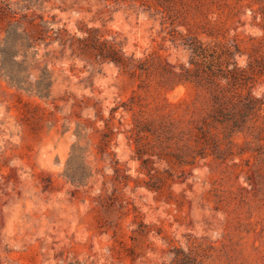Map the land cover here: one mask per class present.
Returning a JSON list of instances; mask_svg holds the SVG:
<instances>
[{
    "label": "rangeland",
    "instance_id": "obj_1",
    "mask_svg": "<svg viewBox=\"0 0 264 264\" xmlns=\"http://www.w3.org/2000/svg\"><path fill=\"white\" fill-rule=\"evenodd\" d=\"M0 264H264V0H0Z\"/></svg>",
    "mask_w": 264,
    "mask_h": 264
},
{
    "label": "trees",
    "instance_id": "obj_2",
    "mask_svg": "<svg viewBox=\"0 0 264 264\" xmlns=\"http://www.w3.org/2000/svg\"><path fill=\"white\" fill-rule=\"evenodd\" d=\"M114 59L115 62H119V59H117V57H112ZM11 78V77H10ZM13 80V79H12Z\"/></svg>",
    "mask_w": 264,
    "mask_h": 264
}]
</instances>
